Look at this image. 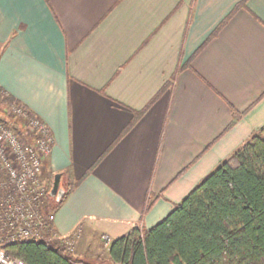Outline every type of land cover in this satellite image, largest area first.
<instances>
[{
  "label": "crops",
  "instance_id": "1",
  "mask_svg": "<svg viewBox=\"0 0 264 264\" xmlns=\"http://www.w3.org/2000/svg\"><path fill=\"white\" fill-rule=\"evenodd\" d=\"M0 87L48 125L51 183L93 165L53 224L111 264L102 234L157 223L264 125V0H0Z\"/></svg>",
  "mask_w": 264,
  "mask_h": 264
},
{
  "label": "trees",
  "instance_id": "2",
  "mask_svg": "<svg viewBox=\"0 0 264 264\" xmlns=\"http://www.w3.org/2000/svg\"><path fill=\"white\" fill-rule=\"evenodd\" d=\"M156 97L134 110L116 140ZM12 102L20 104L0 87V105L6 109ZM16 117L23 121L21 116ZM18 124L15 121L13 126ZM92 167L79 177L71 168L58 171L64 179V194L57 199L48 193L42 210L54 212ZM152 202H146L143 213ZM48 225L47 240H10L5 231H0V246L26 264H97L68 250L66 238L55 235L53 221ZM107 256L111 264H264V125L175 202L157 223L146 229L136 224L111 239Z\"/></svg>",
  "mask_w": 264,
  "mask_h": 264
},
{
  "label": "built area",
  "instance_id": "3",
  "mask_svg": "<svg viewBox=\"0 0 264 264\" xmlns=\"http://www.w3.org/2000/svg\"><path fill=\"white\" fill-rule=\"evenodd\" d=\"M7 113L21 116L31 138L27 141L16 129L0 118V231L10 240H47L54 212L44 211L43 202L50 191L43 171L51 153L54 137L42 118L23 104L12 102ZM79 229L66 237L68 250H73ZM105 248L111 238L101 236ZM0 264H26L19 257H12L0 246Z\"/></svg>",
  "mask_w": 264,
  "mask_h": 264
},
{
  "label": "rangeland",
  "instance_id": "4",
  "mask_svg": "<svg viewBox=\"0 0 264 264\" xmlns=\"http://www.w3.org/2000/svg\"><path fill=\"white\" fill-rule=\"evenodd\" d=\"M0 118L3 119L4 122H6L8 125L12 126L14 129H16L25 141H27L31 138V134H30L31 131H29V129H27L25 123L22 120H20L18 117L8 114L4 105L3 106L0 105ZM15 121H18V123H19L17 127L13 126V123ZM45 166H46V164H45ZM43 177L48 184H49V182L51 183V181L47 179L48 176H47L46 167H44Z\"/></svg>",
  "mask_w": 264,
  "mask_h": 264
},
{
  "label": "water",
  "instance_id": "5",
  "mask_svg": "<svg viewBox=\"0 0 264 264\" xmlns=\"http://www.w3.org/2000/svg\"><path fill=\"white\" fill-rule=\"evenodd\" d=\"M60 177H61L60 172H57L54 174L51 187H50V191H49V193L52 196H55L57 199H60L61 196L64 194V187L59 185Z\"/></svg>",
  "mask_w": 264,
  "mask_h": 264
}]
</instances>
